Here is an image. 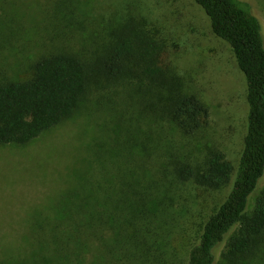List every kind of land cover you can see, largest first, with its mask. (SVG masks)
<instances>
[{
	"label": "trees",
	"instance_id": "obj_1",
	"mask_svg": "<svg viewBox=\"0 0 264 264\" xmlns=\"http://www.w3.org/2000/svg\"><path fill=\"white\" fill-rule=\"evenodd\" d=\"M47 1L0 0V147H27L79 119L95 130L90 142L71 140L49 230L24 234L22 251L0 264H264V188L255 195L264 177V35L249 5L192 0L246 81L235 166L222 151H201L210 107L167 63L168 42L147 18L130 12L97 32L83 19L88 1ZM21 58L30 62L13 77Z\"/></svg>",
	"mask_w": 264,
	"mask_h": 264
},
{
	"label": "rangeland",
	"instance_id": "obj_2",
	"mask_svg": "<svg viewBox=\"0 0 264 264\" xmlns=\"http://www.w3.org/2000/svg\"><path fill=\"white\" fill-rule=\"evenodd\" d=\"M86 1L83 19L89 28L98 29L97 32L104 28L101 26H112L119 16L130 12L140 20L147 18L150 28L160 31L168 42L167 63L184 78L186 87L210 107L208 126L196 137L201 151H222L237 166L248 125L246 81L230 47L213 34L202 9L192 0ZM241 1L249 5L264 35V0ZM47 2L40 0V8ZM25 10L28 13V7ZM77 14L76 18H80L82 13ZM39 19L40 22L45 19L41 10ZM38 50L39 47L31 48L29 56L36 57ZM29 62L28 58H21L17 64L21 66L13 77L25 72L23 64ZM97 119L94 117L91 123ZM74 123H81L83 132L73 124L66 130L44 135L24 148L0 147V258L7 252L22 251L24 234L39 232L45 225L49 230V215L59 203L64 176L69 174L67 168L73 162L71 140L90 142L94 135V127L88 126L86 120ZM263 188L264 177L255 195Z\"/></svg>",
	"mask_w": 264,
	"mask_h": 264
}]
</instances>
